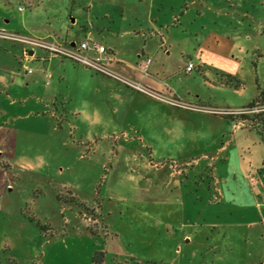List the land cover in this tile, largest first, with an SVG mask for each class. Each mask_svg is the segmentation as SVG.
Masks as SVG:
<instances>
[{
    "label": "rangeland",
    "instance_id": "1",
    "mask_svg": "<svg viewBox=\"0 0 264 264\" xmlns=\"http://www.w3.org/2000/svg\"><path fill=\"white\" fill-rule=\"evenodd\" d=\"M92 4L112 15L102 20L117 31L141 25L140 43L154 24L188 41L174 96L163 94L214 108L264 98V0H0V30L41 38L59 28L57 14L69 24ZM16 45L0 37V264H92L95 252L103 264H264V188L246 178L264 181L261 131L242 123L249 137L239 133L222 158L206 148L207 159L217 156L205 168L200 152L168 140L167 127L116 110L124 99L102 81L112 78L59 55L15 56ZM190 59L196 67L186 72ZM242 116L228 117L234 124ZM135 158L187 167L181 220L123 211Z\"/></svg>",
    "mask_w": 264,
    "mask_h": 264
},
{
    "label": "crops",
    "instance_id": "2",
    "mask_svg": "<svg viewBox=\"0 0 264 264\" xmlns=\"http://www.w3.org/2000/svg\"><path fill=\"white\" fill-rule=\"evenodd\" d=\"M95 8V5L92 4L85 18L73 17L69 24H66L63 14H57L58 16L54 21L58 23L59 28L47 32L39 31L40 33H36V35L65 44L78 43L84 39L97 41L108 49L112 58L108 64L113 69L145 84L158 93L171 92L170 94L174 96L175 85L173 78L179 74L178 64L185 63L184 53L188 50V41L176 40L173 29L170 26L163 28L154 24L153 33H150V37H145L143 43H140V37H143L141 25L134 26L130 24L124 29L117 31L111 22L104 23V20H102V18H107L110 21L112 15L106 10H96ZM25 16H27L26 11L24 12ZM0 27L2 29L5 28L4 26ZM124 36H129L131 39L128 46L119 44L120 39L124 38ZM20 43L21 47L16 45L15 56L42 57L44 60L51 59L54 56V54H47L48 52H43L42 50L38 51L37 48L39 47L23 42ZM204 45V43L198 42V50H202ZM207 46L220 53L218 45L209 43ZM174 54L175 56H172ZM199 55L201 56V54ZM52 59L54 60V58ZM102 81L106 82L104 85L107 86L108 93L112 91L124 99V103L113 104L116 110L124 106L130 112L129 114L142 117L149 121L152 126L155 124L157 127H167L166 135L168 140H171L176 145L180 144L178 146L184 151L200 152V156L205 161H208L205 168L209 167V161L214 156H217L211 154L210 160L207 159L205 156L206 148L211 150L209 151L210 153H217L219 158L225 156L231 147L236 146L239 133L243 136L242 123L248 124V117L253 115L245 114L240 118L242 122L236 121L232 124V118L228 116L174 106L159 98L151 97L123 86L113 79L102 78ZM259 103L264 104V98ZM199 104L211 106L210 103L201 102ZM247 131L253 133L252 129H247ZM243 137L247 139L249 134L246 132ZM250 137L252 138L250 142L254 143V136ZM249 145L246 142L241 143L242 148ZM168 150L171 151L170 148ZM154 151L155 147L153 146V154ZM128 163L130 167H134L137 171L132 170V174L128 175V191L126 192L127 194H124V200L121 199V202L127 205L125 209L123 208V211L128 210L133 214H145V216L146 214L151 216L161 212L164 215L169 214L174 219L181 220L180 216L175 218V215L180 213L181 210L179 208L184 202L182 201L184 197L182 190L183 176L188 172L187 167L184 170L175 171L173 168H168L157 162H153L149 166L143 159L139 162L136 158L134 162L128 161ZM195 163L192 166L196 165ZM211 168L214 176L218 177L219 163L217 159ZM186 178L188 177L186 176ZM246 178L252 185H259L264 188V181L258 178L257 174L248 172ZM220 183L221 181L219 180ZM154 220V228L159 230L158 220L156 218ZM179 225L184 228L182 222ZM146 226L153 228V224H146ZM165 228L166 230L171 229L170 224L167 223Z\"/></svg>",
    "mask_w": 264,
    "mask_h": 264
},
{
    "label": "built area",
    "instance_id": "3",
    "mask_svg": "<svg viewBox=\"0 0 264 264\" xmlns=\"http://www.w3.org/2000/svg\"><path fill=\"white\" fill-rule=\"evenodd\" d=\"M0 37L7 38L13 41L23 42L25 44H30L34 47H39L51 54L71 59L77 63L85 65L96 73L108 76L126 85L129 88H132L148 96L159 98L174 106L182 107L193 111L210 112L224 116L254 114L261 113L262 111H264V104L261 103H257L250 107L242 108H214L211 106L201 105L199 103L183 101L180 99L172 98L165 94L158 93L152 90L151 88L143 85L142 83L133 80L128 76L113 69L108 64V62H111L112 58L110 57L109 51L106 46L91 39H84L74 44H65L42 38L26 37L19 35L18 33H8L4 30H0ZM195 67L196 65L190 61L188 62L185 69L187 72H191Z\"/></svg>",
    "mask_w": 264,
    "mask_h": 264
},
{
    "label": "trees",
    "instance_id": "4",
    "mask_svg": "<svg viewBox=\"0 0 264 264\" xmlns=\"http://www.w3.org/2000/svg\"><path fill=\"white\" fill-rule=\"evenodd\" d=\"M258 102V99L255 100L253 105ZM248 120L247 127L256 128L264 135V113H254L251 117H248ZM92 264H103V252H95Z\"/></svg>",
    "mask_w": 264,
    "mask_h": 264
}]
</instances>
